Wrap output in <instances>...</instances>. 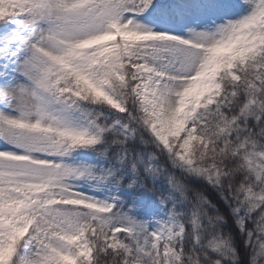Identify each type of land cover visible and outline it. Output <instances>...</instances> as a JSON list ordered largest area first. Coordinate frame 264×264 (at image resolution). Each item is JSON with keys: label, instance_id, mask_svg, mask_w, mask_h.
Segmentation results:
<instances>
[{"label": "snow or ice", "instance_id": "1", "mask_svg": "<svg viewBox=\"0 0 264 264\" xmlns=\"http://www.w3.org/2000/svg\"><path fill=\"white\" fill-rule=\"evenodd\" d=\"M0 264H264V0H0Z\"/></svg>", "mask_w": 264, "mask_h": 264}]
</instances>
